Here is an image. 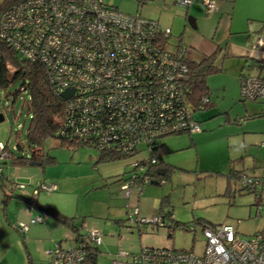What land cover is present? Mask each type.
<instances>
[{
    "label": "rangeland",
    "instance_id": "rangeland-1",
    "mask_svg": "<svg viewBox=\"0 0 264 264\" xmlns=\"http://www.w3.org/2000/svg\"><path fill=\"white\" fill-rule=\"evenodd\" d=\"M106 1L122 12L139 13L146 18L156 19L162 10L161 25L173 30L166 48H171L172 42L175 44L177 31L171 19L175 14L184 15L186 8L177 4V0ZM226 2L235 4L237 13L251 10L256 14L264 13V0ZM166 20L170 21L163 22ZM185 24L186 30L203 33V30L213 28L209 23H197L193 29L189 23ZM183 41L189 58L197 61L203 56L189 47L185 38ZM222 57V54L214 57V63L221 65V69L205 77L211 104L194 113L199 130L158 139L166 145L162 159L169 166L167 176L160 183H145L140 192L131 191L127 196L120 189L122 179L119 178L130 174L131 171L127 172L131 168L130 162L146 155L145 147H139L134 155L103 161L95 148L69 147L55 138H48L41 146L44 160L40 165L30 162L14 165L10 161L3 164L0 221L9 231L6 238L14 240L16 236L11 234L12 231L18 235L22 250L14 244L3 255L0 264H12L21 251L24 260L28 254L33 264H47L46 252L57 242L60 241L63 248L75 245L73 227L81 234L90 228L100 232L95 264H133L131 256L144 247L200 252L204 241L201 222L232 223L238 234L245 237L264 230V195L258 200L255 192L243 188L241 178L250 176L261 180L264 172V143L255 134L244 132V122L250 123L252 119H245L251 114L248 110L264 99H243L237 77L224 68ZM20 83L17 80L8 87H0V145L12 149L19 144L21 150H12L14 154L29 157L26 130L31 112L27 93L18 91ZM253 125L258 127L256 123L250 127ZM40 181L54 183L55 187L48 194L39 191L36 195L33 187ZM257 190L264 191V184H258ZM33 197L41 207L53 208L70 220L61 223L49 214L43 215L37 208L29 207ZM168 210L172 211L177 225L168 219L167 226L171 227L136 222L138 218L152 220L161 216L159 212ZM29 213H33V217L41 214V223L29 224ZM20 220L30 227L35 226L33 238L12 229Z\"/></svg>",
    "mask_w": 264,
    "mask_h": 264
},
{
    "label": "built area",
    "instance_id": "built-area-1",
    "mask_svg": "<svg viewBox=\"0 0 264 264\" xmlns=\"http://www.w3.org/2000/svg\"><path fill=\"white\" fill-rule=\"evenodd\" d=\"M191 2L176 1L183 7ZM201 5L207 11L216 8L215 0H201ZM169 35V27L139 13L122 12L105 0H13L0 10V39L22 57L42 64L58 94L73 91L56 134L100 153L134 155L139 147L151 153L159 137L199 130L190 105L192 91L186 84L187 47L179 38L166 48ZM249 47L264 49V29ZM255 66L264 68V57ZM239 86L243 99H264V75L241 74ZM209 101L202 96L197 106ZM8 157L0 145V170L1 161ZM141 158L142 162L129 163L131 172L120 184L126 196L152 182L147 169L156 158ZM241 178L244 188L264 184V176ZM54 187V183L36 182L33 193L48 194ZM35 197L29 207H34ZM41 221V214L30 219ZM136 222L164 226L159 215ZM15 226L26 234L27 224ZM201 233L200 252L144 247L131 260L133 264H264V230L245 237L232 223L221 222L206 223ZM100 242V232L87 229L73 247L56 243L48 250V264H88L89 248Z\"/></svg>",
    "mask_w": 264,
    "mask_h": 264
},
{
    "label": "trees",
    "instance_id": "trees-1",
    "mask_svg": "<svg viewBox=\"0 0 264 264\" xmlns=\"http://www.w3.org/2000/svg\"><path fill=\"white\" fill-rule=\"evenodd\" d=\"M12 1L13 0H2V2H0V10L8 6ZM214 55L215 53L203 55L197 61L187 57L188 73L186 84L192 91L189 99L194 113L198 110L207 108L211 104V102L209 101L203 104L201 107L197 106L198 99H200L202 96H208L209 93L205 86V77L208 74L214 73L221 69L220 66H217L214 63ZM17 80L21 81L18 91L26 92L29 98V109L31 112V116L28 128L26 130V142L28 144L27 146L29 148L30 154L29 157L15 155L14 151L12 150H21V146L19 144H17L12 149L8 148L7 145H4V150L9 155V159L7 161H1V169L3 164L8 163L9 161L14 165L24 164L26 162L42 163L44 160V155L42 153L41 146L43 142L48 138H55L60 142V144H64L69 147L83 145L94 148L91 145H87L84 143L82 144L71 138L61 137L56 134L57 130L60 127L67 99L60 97L55 89H53L52 85L47 81L45 70L42 64L38 62H31L28 59L22 57L14 49H12L3 40L0 39V87H8L11 83ZM162 137H159L158 139ZM158 139H156L155 141V147L151 148V153L147 152L144 156L145 158H150L151 156L156 158V161L154 163H150V166H148L149 168L147 169V174L150 176L154 183H160L162 180H164V178L167 176V173L169 172L167 168L169 167L167 165L168 163L166 164L162 159V153L166 149L163 143H159ZM98 153L100 155L99 159L103 161H111L123 158L125 156H131L126 153ZM141 157L135 160L142 162L141 160L143 158ZM1 178L2 172L0 170V179ZM119 179H123V177ZM246 189L249 192H255L258 200H260L261 196L264 195V191L258 192L257 186L255 188L246 187ZM34 207L40 210L41 214L44 215L47 213L61 223H66L68 220H70L68 217L64 216L53 208L41 207L36 200L34 201ZM159 213L162 216L164 226H172H167V219L169 222L175 223L177 225V222H175L174 218L172 217L171 210H168L166 212L161 211ZM206 223L214 224L211 222H201V226H204ZM14 228L18 230L15 225ZM72 230L74 232V241L76 244L78 239L80 238L81 233H79L75 227H73ZM20 233L22 236L26 235L22 234V232ZM167 236L170 237L169 231ZM96 254L97 247L92 249L89 248L87 253L88 264H95ZM26 264H33L28 254Z\"/></svg>",
    "mask_w": 264,
    "mask_h": 264
},
{
    "label": "crops",
    "instance_id": "crops-1",
    "mask_svg": "<svg viewBox=\"0 0 264 264\" xmlns=\"http://www.w3.org/2000/svg\"><path fill=\"white\" fill-rule=\"evenodd\" d=\"M226 1L227 0H215L216 8L207 11L201 5V0H192L191 4L185 8V14H175V17L171 19V23H174V27H176L177 31V40L175 43H178L179 38L182 39V41L183 38H185V42L189 47L195 51H200L203 55L211 53H215V55L222 54L224 68L228 71L231 70L234 75H236L239 84V77L242 73L264 75V68L260 70V68L255 66V63L261 57H264V49L249 47V45L255 40L256 36L262 29H264V13L256 14L252 10L246 11L245 13H237L235 4L229 5ZM158 14L159 15L156 19L148 18L158 21L161 25L162 22L160 19L163 14L162 10H160ZM168 21L170 20L163 22L167 23ZM181 23H183V25L180 28ZM185 23H189L192 29L196 28L197 23H209L210 26L212 24L213 28H209L208 31L203 30L205 33L198 30L191 31L185 29ZM256 23H260V25H257ZM169 28L170 33H173L172 28L170 26ZM218 66L221 67V65ZM248 111L251 112V114L248 112L249 114L245 116V119L247 117L252 119L250 120V123L244 122V132L255 134L257 139H261L260 141L264 143V101L257 106L252 105ZM252 123H256L258 127H255L254 125L253 127H250V125L252 126ZM163 145L166 149V145L164 143ZM262 176H264V172H262L261 177ZM3 215L7 217L5 212ZM28 216L32 219L33 213H29ZM17 223L25 222L20 220ZM30 223L34 224V222L29 221V224ZM29 224H27L28 230L25 237L29 235L31 239L34 237L33 232L35 231V226L30 227ZM12 229L18 231L14 228V225ZM8 234L9 231L0 221V260L14 244L18 245L22 250V242L18 235L12 231L11 234L16 236L12 241L9 238H6ZM57 243L60 244V241ZM19 256L20 257L12 264H26L27 258L24 260V253H22V251Z\"/></svg>",
    "mask_w": 264,
    "mask_h": 264
},
{
    "label": "water",
    "instance_id": "water-1",
    "mask_svg": "<svg viewBox=\"0 0 264 264\" xmlns=\"http://www.w3.org/2000/svg\"><path fill=\"white\" fill-rule=\"evenodd\" d=\"M189 19V18H188ZM192 25V24H191ZM72 90L71 89H67V90H64L62 91L59 95L60 97L64 98V99H67L68 97H70L72 95ZM2 119V115H0V120ZM30 164H37V165H40L41 163L40 162H30ZM151 183H154L153 181Z\"/></svg>",
    "mask_w": 264,
    "mask_h": 264
}]
</instances>
